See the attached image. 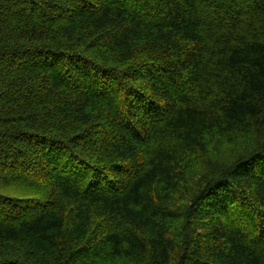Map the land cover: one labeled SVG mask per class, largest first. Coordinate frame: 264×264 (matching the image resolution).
<instances>
[{
	"label": "trees",
	"instance_id": "16d2710c",
	"mask_svg": "<svg viewBox=\"0 0 264 264\" xmlns=\"http://www.w3.org/2000/svg\"><path fill=\"white\" fill-rule=\"evenodd\" d=\"M0 264H264V0H0Z\"/></svg>",
	"mask_w": 264,
	"mask_h": 264
}]
</instances>
